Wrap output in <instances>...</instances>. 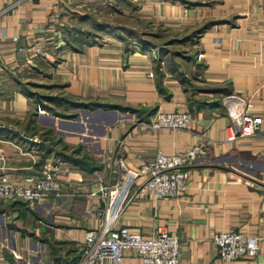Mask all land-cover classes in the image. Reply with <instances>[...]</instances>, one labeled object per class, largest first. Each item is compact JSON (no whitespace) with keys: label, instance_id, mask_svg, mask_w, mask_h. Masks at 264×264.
Masks as SVG:
<instances>
[{"label":"crops","instance_id":"crops-1","mask_svg":"<svg viewBox=\"0 0 264 264\" xmlns=\"http://www.w3.org/2000/svg\"><path fill=\"white\" fill-rule=\"evenodd\" d=\"M14 1L0 0V174L21 182L30 170L56 164L61 190L33 204L0 199V264H75L84 233L97 225L105 204L99 192L90 194L96 176L104 171V186L118 180L120 153L138 168L158 150L181 153L196 143L206 152L185 167L183 193L153 198L139 190L140 177L114 227L144 237L157 228L176 234L178 264H264V136L230 139L228 113L250 103L264 129V0L138 6L149 13L145 19L160 17L181 31L209 23L192 44L196 54L176 53L170 64L169 51L150 40L137 51L130 45L136 37L77 32L93 22L113 25L115 4L124 0ZM53 95L130 109L65 108L45 99ZM38 104L45 112L34 118ZM157 110L188 111L189 128L138 123ZM220 230L259 236L258 255L221 259L213 242ZM122 264H140L139 257L126 249Z\"/></svg>","mask_w":264,"mask_h":264},{"label":"built area","instance_id":"built-area-1","mask_svg":"<svg viewBox=\"0 0 264 264\" xmlns=\"http://www.w3.org/2000/svg\"><path fill=\"white\" fill-rule=\"evenodd\" d=\"M30 0H15L14 4L27 3ZM16 40V37L14 38ZM137 43V42H134ZM134 47L139 49L138 45ZM19 51L22 47L17 48ZM39 47L34 49L39 51ZM148 76H153L149 71ZM247 106L238 110L228 109L232 124L229 128L230 139L251 136L259 131L264 136L263 119L260 115L252 114ZM39 112H45L40 109ZM144 128L158 130L161 128L187 129L191 123L188 111L157 110L149 120L137 119ZM206 152L203 143L189 146L181 153H163L158 150L154 156L143 162L138 168L127 166L124 156L120 153L115 158L116 168L121 170V177L111 185H101L104 171L98 174L97 190L105 200L98 208L97 225L84 233V240L75 264H122L123 252L133 250L139 257L140 264H178L180 255V240L174 233L164 228H157L150 236L144 237L140 232L127 226L114 227L132 186L142 177L139 190L150 194L153 198L165 196H180L186 188L189 172L185 169L198 156ZM58 165L52 164L40 170H30L21 182H14L6 174H0V199L23 200L33 204L43 198L60 194L61 182L58 177ZM131 177L116 211L113 210L116 190L126 184ZM257 235L243 231L220 230L213 235V242L218 247L219 256L223 260H234L242 256L256 257L259 253ZM16 257H20L16 254ZM264 263V258L261 262Z\"/></svg>","mask_w":264,"mask_h":264},{"label":"rangeland","instance_id":"rangeland-1","mask_svg":"<svg viewBox=\"0 0 264 264\" xmlns=\"http://www.w3.org/2000/svg\"><path fill=\"white\" fill-rule=\"evenodd\" d=\"M124 0L119 3L116 2L115 6H120V10L125 9L127 10L126 14H122L120 10H118L117 14L115 15V18L111 20V22L114 24V26H118L119 28H129L132 30L135 35L140 39H146L150 40V42L154 45H161L163 46V50L169 51V54L166 59V61L173 62L174 54L180 53L181 55H189L193 56L196 54V50L193 49L192 44L194 43L195 36H192L190 38L191 40L183 41L182 39L187 35H190L192 30H178L176 28H173L170 26V22L166 19L159 21L157 18L160 17H152L153 19H145L144 17L148 15L149 13L145 12L144 10L139 11L138 6H143V4H147L146 6H171V3L174 1L178 2L176 3L177 6H189L192 4H196L200 0ZM120 11V12H119ZM151 14H153L152 11H150ZM157 14L162 13L161 10H158L156 12ZM165 12L163 10V16ZM112 25V24H111ZM196 29V28H195ZM87 30L88 33H91L88 37H94L95 35L93 32H96L95 28L90 26H84V31ZM124 31V30H123ZM86 32V31H85ZM105 33V32H103ZM103 33H100L101 35ZM123 36L129 37L126 32L121 33ZM94 35V36H91ZM100 35V36H101ZM82 36V35H81ZM83 38H87L85 35L82 36ZM137 40L130 43L132 49L137 51H142L144 48L141 43L137 42ZM169 42V43H167ZM135 45L139 46V49L134 47ZM161 48V47H160ZM186 59V58H185ZM184 60V59H181ZM166 63V62H165ZM167 63V64H168ZM170 64V63H169ZM168 64V65H169ZM37 92L43 93L44 91L42 89H36ZM40 110V109H39ZM63 110V109H62ZM35 112V111H34ZM34 114V118H35Z\"/></svg>","mask_w":264,"mask_h":264},{"label":"trees","instance_id":"trees-1","mask_svg":"<svg viewBox=\"0 0 264 264\" xmlns=\"http://www.w3.org/2000/svg\"><path fill=\"white\" fill-rule=\"evenodd\" d=\"M208 25H209V23H206V24H203L202 26L192 30L191 34L190 35L186 34V36L182 40L183 41L191 40L190 38H192V36L196 37L197 35L201 34L208 27ZM92 27L95 28V30H96V32H93V34L95 36L96 35L100 36L101 35L100 33L107 32V31L116 32L118 34H121L122 32H124V33L126 32V34H128V36L136 37V39H138L137 41L139 43H141L143 47H144V45H150L148 42L138 38L135 35V33L132 30H130L129 28H126V27L124 28V26L122 28H119L116 25L114 26V24L113 25H108L105 22H93V26ZM85 31H84V29L82 31H80L79 29L77 30V32L79 34H81L82 36L83 35H85L86 37H88V35L90 36L91 33H88L87 30H85ZM94 35H91V36H94ZM193 39L195 40V38H193ZM140 40H142V41H140ZM167 43H169V42H167ZM160 50H161V52H166L162 48ZM45 99L53 101L55 104H63L65 106V108L74 107V108H86V109H90V110H95L97 108H101V109H104V110H107V109L122 110V109L126 108V107L124 108V107L116 105V104H110V103L101 102V101H86V102H84V101L69 100V99H67L65 97H59V96H56V95L55 96L54 95L53 96H45ZM39 103H41L40 99H39ZM40 108H41V105L38 104L36 106V111L34 112V114L38 115V111H39ZM126 109H130V108H126Z\"/></svg>","mask_w":264,"mask_h":264},{"label":"bare ground","instance_id":"bare-ground-1","mask_svg":"<svg viewBox=\"0 0 264 264\" xmlns=\"http://www.w3.org/2000/svg\"><path fill=\"white\" fill-rule=\"evenodd\" d=\"M124 196V190L122 188L116 190V198L114 199L113 203V210L116 211L122 198Z\"/></svg>","mask_w":264,"mask_h":264},{"label":"water","instance_id":"water-1","mask_svg":"<svg viewBox=\"0 0 264 264\" xmlns=\"http://www.w3.org/2000/svg\"><path fill=\"white\" fill-rule=\"evenodd\" d=\"M99 109L101 110V108H97L96 110H99Z\"/></svg>","mask_w":264,"mask_h":264}]
</instances>
